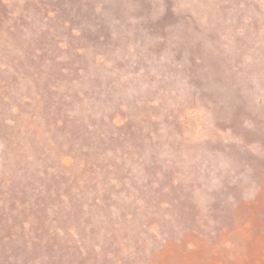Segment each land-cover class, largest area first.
I'll list each match as a JSON object with an SVG mask.
<instances>
[{"label":"rangeland","instance_id":"obj_1","mask_svg":"<svg viewBox=\"0 0 264 264\" xmlns=\"http://www.w3.org/2000/svg\"><path fill=\"white\" fill-rule=\"evenodd\" d=\"M0 264H264V0H0Z\"/></svg>","mask_w":264,"mask_h":264}]
</instances>
